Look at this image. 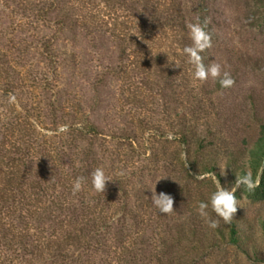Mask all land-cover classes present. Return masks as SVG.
<instances>
[{
	"label": "rangeland",
	"instance_id": "rangeland-1",
	"mask_svg": "<svg viewBox=\"0 0 264 264\" xmlns=\"http://www.w3.org/2000/svg\"><path fill=\"white\" fill-rule=\"evenodd\" d=\"M72 1L73 4H69L72 17L86 13L94 6L110 18L114 8L120 24L112 28L106 24L91 25L88 20L81 19L74 26L56 31L57 28L51 25L34 22L33 16H21L15 5L0 4V53L5 54L2 59L9 58L4 68H13L12 80H17L19 88L14 103L0 97V135L6 133L7 122L11 121L13 125L18 122L19 125L26 110L30 119L37 122L36 142L25 159L29 165H19L17 169L29 170L32 174L43 171L47 167L36 168L35 158H41L43 162L45 154L54 147L65 153L61 155L63 168L70 171L72 164L77 166L75 155L80 153L78 151L89 149L88 170L102 167L111 180L107 182L105 193L101 192L102 203L124 201L137 215L120 217L115 214L111 220L115 227L98 235V244L92 240L87 250L79 252L84 255L74 256L72 260L64 258L62 264H121L123 253L119 248L123 240L119 241V238L126 239L128 231L134 240L141 237L152 240V247L146 245L145 251L153 254L157 251L163 258L181 256V262L187 264H264V0H206V11L200 6L202 0H137L132 3L130 0H94L86 7L82 4L87 0ZM170 6L174 9L181 6V24L179 18L176 24L163 19V10ZM201 18L213 32L212 46L204 51V55L208 64L218 63L222 73L228 71L231 74L235 83L230 88L218 86L216 79L211 77L206 81L194 79V66L182 47L192 43L186 22L201 24ZM103 20L111 21L106 17ZM51 35L53 58L49 61L35 44L39 45L44 36ZM16 48H25L26 56L17 57ZM123 48L134 50L135 55L131 58L134 66L126 62L125 67H121L126 73L117 67ZM157 52H163L166 58L175 62L181 55L187 70V81L181 87H168L157 74L142 78L144 74L136 68L137 63L150 62V57ZM186 84L193 86L198 98L190 102L191 105L183 104L189 94L184 89L188 87ZM180 99L181 107L177 106ZM72 109L89 115L105 134L118 126L121 127L116 130L118 133L127 129L125 133L132 130L137 137L146 138H136L135 142L141 144L140 152L146 156L155 155V159L145 161L142 155L127 151L126 145L108 138L99 139L90 146L79 143L77 148L65 149L63 141L67 137L64 135L57 140L55 132L45 128L50 126L52 113L60 116ZM169 109L181 112V125H195L197 132L211 141L203 155L216 161L221 176L216 177L222 186L233 187L236 176L245 172H251L254 181L259 178L258 187L251 191L241 187L235 193L238 207L231 222L245 239L243 245L218 241L213 228L199 215V202L194 195L197 190L204 195L215 191L211 176L204 180L194 179L186 188L181 185V193L177 192L178 186L172 185L174 182L167 184L170 171L176 170L178 164L171 153L176 146L174 140L169 139V135L167 141L159 136L167 128L166 111ZM37 112L40 115L37 116ZM17 115L20 116L16 120ZM172 116L175 122L180 120L179 114ZM144 124L156 133L153 138L149 132L143 133ZM16 128L22 129V125H16ZM13 134H17L16 131ZM6 146L7 141L3 148ZM181 158H185L184 153ZM131 163L134 164L130 167ZM136 166L141 169L136 170ZM220 167L225 168V174H221ZM183 175L181 172V177ZM115 176L122 182L117 186L112 185ZM117 189L119 191L115 193ZM151 189L173 197L172 213L158 211L151 201ZM209 215L218 220L219 225L231 223H225L215 213ZM164 223L170 225L169 231L162 229ZM180 223L181 240L176 241L175 224ZM42 226L46 227V223ZM120 229L121 236H117ZM190 230H193V236H190ZM212 236L218 243L214 241L207 248ZM160 239L170 240L168 245L172 243V247L159 248ZM166 263L163 260L160 264Z\"/></svg>",
	"mask_w": 264,
	"mask_h": 264
},
{
	"label": "trees",
	"instance_id": "trees-1",
	"mask_svg": "<svg viewBox=\"0 0 264 264\" xmlns=\"http://www.w3.org/2000/svg\"><path fill=\"white\" fill-rule=\"evenodd\" d=\"M93 1L94 0L84 1L82 7L88 6L90 2ZM134 1L137 0H130L131 3ZM72 2L74 1L0 0L2 6L10 7L15 5L20 11L19 13L22 14L21 16L26 18H32L33 16L34 22L48 24V26L51 25L53 28H57L56 31H61L63 27L67 28L74 26V24L81 19L85 21L88 20L91 25L99 24L100 26L101 24H106L112 28H114L116 24H120L114 8H112L110 18L100 13V10L95 9L94 6L89 8L86 13H81L79 16L72 17L70 16V9L72 8L69 6V4H73ZM200 6L206 11L207 1L202 0ZM79 7L81 8V6ZM173 9L174 7L170 6L163 10V14H165L163 19L171 24H176V21L178 23L176 19L179 18L181 24V6L177 7V9ZM173 11L176 12L173 13ZM15 13L17 12L15 11ZM105 17L111 21L106 23L103 20ZM156 18L157 17H155V20ZM149 21L151 22V20ZM200 21L201 25L205 26V31L212 35L213 32L211 28H208L209 25L206 20L201 18ZM138 28H141V26H138ZM179 37L181 39V35ZM52 40H54L53 35L44 36L39 45H37V43L35 44V47H39L40 51L49 61L53 58L51 57L53 56V50H51ZM183 46L185 47V45ZM184 47H182V49H184ZM14 51L17 57L24 58L26 56L25 48H16ZM130 51H127L125 48L120 51L117 67L121 69L126 62H128V65L134 66L132 60L135 56L134 50ZM204 53L205 52H202L200 54L204 59V63L207 65L208 60ZM4 55L5 54L0 53V97L9 99L10 93L16 97L19 88H17V80H12L14 77L13 68H10V66L4 68L5 63H7L6 60L9 59H2ZM6 57H8V55ZM149 60L150 62L148 60H143L142 63H137L136 68H139V71L141 70L144 74L142 78H146L147 74H157L168 87H173L174 85L181 87L182 83L187 81V70L185 69L183 60H181V55L178 61L175 62L171 58H166L163 52H157L153 54ZM175 63L178 64L179 67L175 66ZM151 64L153 65L151 66ZM122 69L121 71L126 73V70ZM177 73L180 74L177 75ZM18 74L19 73L15 75ZM215 83L220 86L219 79H216ZM184 89L189 91V94H187L186 100H184L185 102L182 101L183 104L191 105L192 102L198 100L197 95L193 92V86L188 85V87ZM127 99L128 98H125V100ZM131 99H134V96H132ZM178 102L177 106L180 105L181 107V99ZM15 112L17 113V111ZM166 113L167 128L164 132L158 134L160 137H163L164 140L168 139L167 136L170 133L173 135L176 146L171 153L173 157H176L175 160L178 163L175 165L176 170L170 171L171 175L168 178L167 184L171 185L172 182H174L172 185L178 186L176 187L178 190L177 192L181 193V185L183 188H186V185L193 182L198 173L213 172L216 176L221 177L214 158L203 155V153L207 151L206 148L211 141L201 136L200 132H197L195 125H181L182 116L180 111L172 112V110L169 109ZM173 114H179L180 120L175 122L172 119ZM23 115L24 117L20 119L21 123H19V125L18 122L14 125L11 121L7 122L9 126L7 125L8 127L4 129L6 133L0 135L2 138V140H0V264H44L45 261H48V264H62L64 258L72 260L74 256L79 257V255H84L79 252L87 250L92 240H94L95 244H98L99 238L97 236L102 233H108L110 228L115 227V224L111 221L115 214H119L120 217L123 215L137 214L132 212L130 208H127V204L121 200H114V203L109 202V204L105 205L102 203L101 192H96L95 190L93 192L90 191L94 188L92 187L90 176L92 171L87 168L89 164L86 157L89 154V149L85 148V150L78 151V153L80 152L78 154L79 156L77 154L75 155V157L77 156L75 158L77 166L72 164L70 171L63 168L64 160L61 155L64 156L65 153H63V151H58L54 147L49 149L50 151L47 152L48 154H45L46 160L44 158L43 162L41 158H35V160H37V164L35 165L36 168L38 166L47 167L43 168V171H36L32 174L29 170L26 172L24 169L22 171L19 168L17 169L19 165L22 167L23 165L26 167L29 165L27 162L25 163V159L29 151L33 150L34 143L36 142L35 135L37 134V122L30 119V113H27L26 110L23 112ZM36 115L38 116L40 114L37 112ZM19 116L20 115H17L16 120ZM50 118V126H48V128H43L52 130L53 133L55 132L54 137L57 138V140H60L62 136L65 135L67 137L66 140L63 141L65 149H70L71 147L77 148L79 143H86L87 146H90L93 145L95 141H99V139L103 141L108 138L121 145H126L127 151L136 152L139 156L142 155L145 161H151V158L155 159L154 157H156L155 155H148V157L140 152L139 148L141 144L135 142L139 137H137L131 129L129 133H125L127 129L124 130V132L118 133L116 130L121 129V127L115 126L117 128H111L110 134H105L102 129L98 128L97 124L90 119L89 115L83 114L82 111L78 112L77 109L64 112L60 116H55V114L52 113ZM16 125H22V129L16 128ZM60 125H68V130L66 132H60ZM145 125L146 124L142 126V129L145 131H143V133L149 132L153 138L156 133H153V129L149 128V126L145 127ZM14 131H16L17 134H13ZM139 139L144 140L146 138L140 137ZM5 141H7V146L3 148ZM170 142H172V140ZM262 146H264V144ZM122 152L124 153V150ZM182 153L185 155L184 159L181 158ZM43 155L44 154H42L41 157ZM33 158L34 157H32L31 160ZM133 164L134 163H131L130 167ZM155 165L156 164H154V166ZM185 165H187V167ZM123 166L125 165L123 164ZM162 167H164V169L166 168L163 165ZM85 168H87V171ZM134 168L139 171L141 166H136ZM181 172L184 173L182 177ZM77 177H84L82 190L73 194V182ZM115 177L116 180L114 179L113 186L122 183L119 182L120 177ZM182 181H184V183ZM192 188L197 189V187ZM189 190L190 189L187 191ZM118 191L119 189L115 190V193H118ZM211 193L210 191L204 195L197 190L194 196L199 203L202 201L207 202ZM207 211L210 214H214L210 204ZM43 223H46L45 229L42 228ZM175 225L178 236L176 239L174 238V240L180 241L181 223ZM161 226L162 229L166 231L170 230V225L167 223ZM122 228L123 230L125 229V227ZM212 231L213 235H218V241L220 242L243 245V241H245V239L241 238L238 234L234 222H231L227 226L219 225ZM118 232L117 236H119V234L121 236V229ZM44 233L45 236H43ZM127 233L129 236L126 239L119 238V241L123 240V244L119 248L121 254L123 253L121 264H153L154 261L156 264H160L163 260L167 261L166 264H187V262H181V256L174 257L168 255V258H163L157 251L155 254L145 251L144 248L146 245L152 247V240H146L143 237L134 240L130 236L131 233L129 231ZM189 233L190 236H193V230H190ZM211 239L212 242L208 244L207 248H210L214 241L216 244L218 243L216 239H214V236H212ZM168 241L170 240L160 239L159 248L172 247V243L168 245ZM73 262H75V260Z\"/></svg>",
	"mask_w": 264,
	"mask_h": 264
},
{
	"label": "clouds",
	"instance_id": "clouds-1",
	"mask_svg": "<svg viewBox=\"0 0 264 264\" xmlns=\"http://www.w3.org/2000/svg\"><path fill=\"white\" fill-rule=\"evenodd\" d=\"M186 27L189 30V37L192 41L191 45H186L183 52L189 57V62L194 66V79L199 81H206L211 77L212 79H219V83L222 88H230L235 83L231 74L228 71L221 70V65L212 62L208 65L204 63V59L200 53L204 52L212 46L211 44V34L205 31V26L199 23L186 22ZM175 66L179 67L175 63ZM15 96L9 94V103L15 102ZM68 130V125H60L59 131L66 132ZM169 139H173V135L170 133ZM221 174H225V168L220 167ZM120 172L119 175H123ZM91 184L96 192L105 193L107 182L111 181L109 177L106 176L105 171L102 167H96L90 173ZM214 180L215 191H213L207 202H200L198 205L199 215L205 219L206 223L210 228H217L219 226V221L214 220L210 217L207 209L209 204L212 211L220 217L225 223H230L236 212H237V197L235 195L236 191L241 187L246 188L251 191L259 186V178L254 181L251 172H245L243 175H237L234 185L231 188H226L221 185L220 181L217 179L214 173H198L195 176L197 180H204L209 178ZM84 177H77L73 182L72 192L76 194L82 190V184ZM151 201L153 205L158 209L161 214H170L174 211V200L170 194L163 191L157 193L156 189H151Z\"/></svg>",
	"mask_w": 264,
	"mask_h": 264
}]
</instances>
